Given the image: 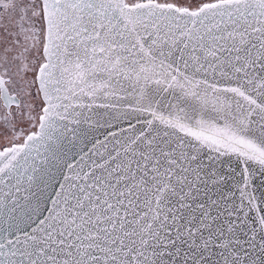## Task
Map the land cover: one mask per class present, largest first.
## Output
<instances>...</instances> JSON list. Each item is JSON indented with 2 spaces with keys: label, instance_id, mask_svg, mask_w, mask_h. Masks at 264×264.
<instances>
[{
  "label": "snow or ice",
  "instance_id": "6c2138e0",
  "mask_svg": "<svg viewBox=\"0 0 264 264\" xmlns=\"http://www.w3.org/2000/svg\"><path fill=\"white\" fill-rule=\"evenodd\" d=\"M0 264H264V0H0Z\"/></svg>",
  "mask_w": 264,
  "mask_h": 264
}]
</instances>
